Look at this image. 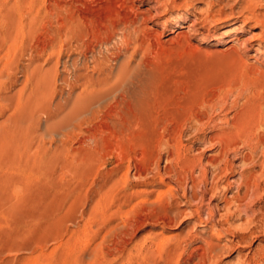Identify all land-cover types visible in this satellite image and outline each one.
I'll return each instance as SVG.
<instances>
[{
  "label": "rangeland",
  "instance_id": "rangeland-1",
  "mask_svg": "<svg viewBox=\"0 0 264 264\" xmlns=\"http://www.w3.org/2000/svg\"><path fill=\"white\" fill-rule=\"evenodd\" d=\"M200 260L264 264V0H0V264Z\"/></svg>",
  "mask_w": 264,
  "mask_h": 264
},
{
  "label": "bare ground",
  "instance_id": "bare-ground-1",
  "mask_svg": "<svg viewBox=\"0 0 264 264\" xmlns=\"http://www.w3.org/2000/svg\"><path fill=\"white\" fill-rule=\"evenodd\" d=\"M12 14V13H11ZM239 130V129H238ZM234 134V133H233ZM238 196V195H237ZM214 254H217V251H216V249H211V256H214ZM201 261V260H200ZM199 264H205L204 263V260L203 261H201Z\"/></svg>",
  "mask_w": 264,
  "mask_h": 264
}]
</instances>
